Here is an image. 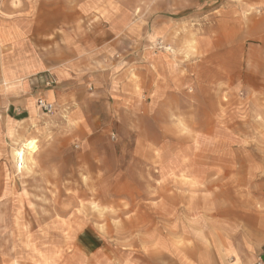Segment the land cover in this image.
<instances>
[{
	"label": "rangeland",
	"instance_id": "obj_1",
	"mask_svg": "<svg viewBox=\"0 0 264 264\" xmlns=\"http://www.w3.org/2000/svg\"><path fill=\"white\" fill-rule=\"evenodd\" d=\"M13 23L28 39L0 38V264L260 263L264 0H3ZM34 58L49 116L10 104Z\"/></svg>",
	"mask_w": 264,
	"mask_h": 264
},
{
	"label": "crops",
	"instance_id": "obj_2",
	"mask_svg": "<svg viewBox=\"0 0 264 264\" xmlns=\"http://www.w3.org/2000/svg\"><path fill=\"white\" fill-rule=\"evenodd\" d=\"M2 28V24H0V38L5 36L7 38L9 37L10 41H8L7 44L14 46L20 42V38H25V41L28 39L26 34L21 33L20 28L14 23L12 25H7L6 29L2 30ZM28 62L32 72L27 76H22V78H20V75H15V71L8 74L9 80L6 82L8 84L7 92L12 97L10 104L14 110L22 107L25 111H28V109L35 106V103H37L39 99L56 102V92L53 89H47V87L51 86V82H53V80L45 62L40 58L30 59ZM2 78L6 81L5 77ZM127 256L128 255L125 253L122 254L121 252L119 257L117 256V260H114L113 262L109 261L107 264H124L127 260ZM259 264H264V257L261 259Z\"/></svg>",
	"mask_w": 264,
	"mask_h": 264
},
{
	"label": "built area",
	"instance_id": "obj_3",
	"mask_svg": "<svg viewBox=\"0 0 264 264\" xmlns=\"http://www.w3.org/2000/svg\"><path fill=\"white\" fill-rule=\"evenodd\" d=\"M3 0H0V7L2 5ZM37 108L39 111H41L44 115H52L54 113V104L44 100V99H39L37 101ZM17 168L22 169L23 168V163L21 162L20 159L17 160Z\"/></svg>",
	"mask_w": 264,
	"mask_h": 264
},
{
	"label": "bare ground",
	"instance_id": "obj_4",
	"mask_svg": "<svg viewBox=\"0 0 264 264\" xmlns=\"http://www.w3.org/2000/svg\"><path fill=\"white\" fill-rule=\"evenodd\" d=\"M37 141L36 140H31V141H27L25 144H23V148L24 150H18L16 158L20 159L22 163H24V159H25V154L26 152H29L31 154L35 153L37 150ZM25 168V166H24Z\"/></svg>",
	"mask_w": 264,
	"mask_h": 264
}]
</instances>
